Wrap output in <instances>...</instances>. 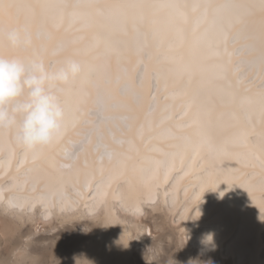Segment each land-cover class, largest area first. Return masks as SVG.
<instances>
[{"label": "bare ground", "instance_id": "obj_1", "mask_svg": "<svg viewBox=\"0 0 264 264\" xmlns=\"http://www.w3.org/2000/svg\"><path fill=\"white\" fill-rule=\"evenodd\" d=\"M0 55L83 69L56 144L0 128V264H264V0H0Z\"/></svg>", "mask_w": 264, "mask_h": 264}, {"label": "clouds", "instance_id": "obj_2", "mask_svg": "<svg viewBox=\"0 0 264 264\" xmlns=\"http://www.w3.org/2000/svg\"><path fill=\"white\" fill-rule=\"evenodd\" d=\"M7 39L14 47L27 48L32 42L30 34L22 29L8 31ZM82 71L81 63L75 59H66L50 69L39 56L0 55V128L11 129L15 141L26 150L37 151L56 144L66 131V107L54 87L69 82ZM212 242L211 233L201 240L204 245ZM158 247L163 250L162 244ZM72 260L73 264H96L85 252L73 254ZM188 264L200 262L189 260ZM203 264L213 262L209 259Z\"/></svg>", "mask_w": 264, "mask_h": 264}, {"label": "rangeland", "instance_id": "obj_3", "mask_svg": "<svg viewBox=\"0 0 264 264\" xmlns=\"http://www.w3.org/2000/svg\"><path fill=\"white\" fill-rule=\"evenodd\" d=\"M9 226L10 227H8L7 225L4 226L3 230L0 231V247H2V251L3 252H7L8 251L7 247L10 246V244L8 242L4 243V241H3L4 238L8 237L14 231L13 226H11V225H9ZM31 228L33 230H35V231H39L40 232L41 230L44 229V224L43 223L41 224V222H39V224H38V222H35L33 224V226H31ZM15 240H17V242H18L17 238ZM180 242L181 241L178 239L177 236H173L172 243L166 246L165 254L161 258V261H160L159 264H172L173 262H175L180 257L181 245H182V243H180ZM182 242H184V241L182 240ZM5 256H7V254ZM211 256H212V258H210ZM203 258H205V260ZM223 258L227 259V256H224ZM209 259L213 262V264H218V262L216 260V257L214 255H210L209 256V254H207V255L206 254H204V255L202 254V256L199 259L196 257V255H193L191 257V260H194V261L198 260L200 262V264H202L204 261H208ZM139 262H140V264H143V260L142 259ZM128 263L129 264H134L135 263V262H133V257H128ZM135 264H138V263H135Z\"/></svg>", "mask_w": 264, "mask_h": 264}]
</instances>
